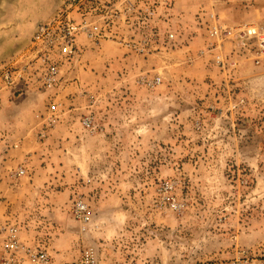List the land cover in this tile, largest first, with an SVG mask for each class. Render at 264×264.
Returning <instances> with one entry per match:
<instances>
[{
	"label": "rangeland",
	"instance_id": "374dc122",
	"mask_svg": "<svg viewBox=\"0 0 264 264\" xmlns=\"http://www.w3.org/2000/svg\"><path fill=\"white\" fill-rule=\"evenodd\" d=\"M60 3L0 0L1 65L22 63ZM160 12L156 51L90 46L62 65L63 89L0 93V262L14 240L16 264L87 249L98 264H264V58L236 37L264 31V0Z\"/></svg>",
	"mask_w": 264,
	"mask_h": 264
},
{
	"label": "built area",
	"instance_id": "2783aa9c",
	"mask_svg": "<svg viewBox=\"0 0 264 264\" xmlns=\"http://www.w3.org/2000/svg\"><path fill=\"white\" fill-rule=\"evenodd\" d=\"M172 0H61L53 16L36 27L30 41L28 53L22 57L20 65L0 64V93L19 87H34L40 91H54L65 86L62 65L71 61H79L83 52L92 46H101L112 42L129 48L139 54H150L156 51L155 45L161 34L157 31V23L165 18L161 9L171 6ZM227 36L231 31L225 32ZM212 35H220L217 28ZM168 40L175 39V33L166 31ZM236 37L241 40L256 37L259 57L264 58V31L245 27L237 29ZM160 77L148 81L150 86L161 83ZM59 108L52 100L48 108L49 120L55 123ZM84 125L90 127L92 119L86 118ZM20 169L15 176L24 174ZM172 207L176 208L173 203ZM77 217L86 219L87 206L83 202L75 207ZM21 247L14 240L3 245L0 264H16L15 255ZM38 256H34L37 259ZM47 254L38 259L47 261ZM65 264H98L92 249H87L79 261ZM230 264H244L235 260Z\"/></svg>",
	"mask_w": 264,
	"mask_h": 264
}]
</instances>
